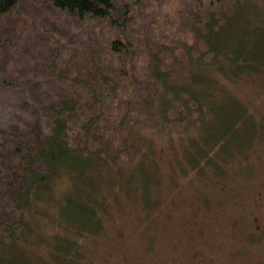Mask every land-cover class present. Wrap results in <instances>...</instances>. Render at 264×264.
I'll return each mask as SVG.
<instances>
[{
	"label": "trees",
	"instance_id": "obj_1",
	"mask_svg": "<svg viewBox=\"0 0 264 264\" xmlns=\"http://www.w3.org/2000/svg\"><path fill=\"white\" fill-rule=\"evenodd\" d=\"M42 1L84 29L86 41L66 49L77 55L64 58L66 71L61 64L55 74L49 62L40 85L25 82V113L0 127V223L10 236L0 244L30 241L44 215L58 264H82V244L101 229L109 195L156 175L155 135H176L198 171L212 153L240 146L245 117L228 83L264 76V0H199L167 29L134 26L127 1ZM18 2L0 0V15ZM153 114L155 129L136 125ZM178 124L179 132L169 129Z\"/></svg>",
	"mask_w": 264,
	"mask_h": 264
},
{
	"label": "rangeland",
	"instance_id": "obj_2",
	"mask_svg": "<svg viewBox=\"0 0 264 264\" xmlns=\"http://www.w3.org/2000/svg\"><path fill=\"white\" fill-rule=\"evenodd\" d=\"M125 1L136 10L134 26L145 20L167 29L173 16L199 0L116 3ZM84 37V29L74 31L64 14L42 0H19L0 15V127L19 122L25 113V82L37 79L40 85L49 62L55 71L64 64L66 71L71 63L64 58H77L76 51L66 49L79 48ZM228 89L244 112L240 146L227 148V155L212 153L213 163L198 171L192 165L196 157L176 135H155L156 175L151 174L146 187L137 182V188L109 195L106 209L99 212L101 229L82 244L87 246L81 251L82 264H264V76L246 75L228 83ZM157 118L153 114L136 125L155 129ZM200 119L191 120V126ZM183 126L169 129L175 133ZM3 200L9 207L8 199ZM255 215L260 218L256 230ZM50 221L43 215L30 241L5 248L0 244V259L6 264H58L51 252ZM12 228L18 237V226ZM8 229L0 223V238L9 242Z\"/></svg>",
	"mask_w": 264,
	"mask_h": 264
},
{
	"label": "flooded vegetation",
	"instance_id": "obj_3",
	"mask_svg": "<svg viewBox=\"0 0 264 264\" xmlns=\"http://www.w3.org/2000/svg\"><path fill=\"white\" fill-rule=\"evenodd\" d=\"M254 201L257 202L256 199H254ZM253 221H254V223H255V227H254V229L256 230V229L259 228V224H260V218H259V216H258V215H255V216L253 217Z\"/></svg>",
	"mask_w": 264,
	"mask_h": 264
},
{
	"label": "bare ground",
	"instance_id": "obj_4",
	"mask_svg": "<svg viewBox=\"0 0 264 264\" xmlns=\"http://www.w3.org/2000/svg\"><path fill=\"white\" fill-rule=\"evenodd\" d=\"M12 227V226H11ZM30 230V229H29ZM21 234V233H20Z\"/></svg>",
	"mask_w": 264,
	"mask_h": 264
}]
</instances>
